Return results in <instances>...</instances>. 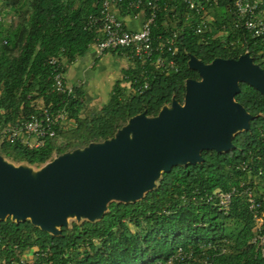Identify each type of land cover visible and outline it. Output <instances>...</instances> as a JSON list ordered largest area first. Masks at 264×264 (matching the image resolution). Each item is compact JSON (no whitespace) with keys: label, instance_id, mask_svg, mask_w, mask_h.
I'll return each instance as SVG.
<instances>
[{"label":"trees","instance_id":"obj_1","mask_svg":"<svg viewBox=\"0 0 264 264\" xmlns=\"http://www.w3.org/2000/svg\"><path fill=\"white\" fill-rule=\"evenodd\" d=\"M5 3L20 20L5 26L0 12V127L37 113L41 106L66 110L71 122L68 128L59 126L56 135L37 148L0 141V154L15 163L41 167L67 152L115 137L138 114L156 117L173 100L184 103L187 80H201L189 66L191 55L211 63L249 52L264 69V44L236 26L228 1L218 0L214 20L202 33L196 31V12L179 5L173 11L162 9L152 28L154 46L162 47L163 53L156 51L143 62L126 49L104 52L127 56L130 64L121 69L106 100L92 106L81 87L75 88L76 98L53 90L54 66L49 60L59 57L66 73L89 52L96 34L86 22L99 13V0ZM130 12L127 5L121 6V17ZM161 55L174 59L175 66L156 68ZM140 87L142 92L137 91ZM240 87L235 99L254 119L249 130L234 136L233 150H203L202 163L174 166L140 200L112 201L100 220L73 221L60 235L31 220H0V264H158L181 247L200 253L209 243L220 252L208 264H264L252 242L254 218L245 197L235 195L228 212L209 201L217 189L226 191L243 181L264 194V175L255 177L258 163L253 159L264 150V94L246 82ZM30 254L31 262L26 258Z\"/></svg>","mask_w":264,"mask_h":264},{"label":"water","instance_id":"obj_2","mask_svg":"<svg viewBox=\"0 0 264 264\" xmlns=\"http://www.w3.org/2000/svg\"><path fill=\"white\" fill-rule=\"evenodd\" d=\"M189 66L201 80H187L184 103L173 100L156 117L138 114L115 137L56 157L36 175L0 154V220H31L60 235L68 212L100 220L110 198L138 201L174 166L202 163L203 150H233L254 119L235 96L241 82L264 94V69L249 52L211 63L191 55Z\"/></svg>","mask_w":264,"mask_h":264},{"label":"built area","instance_id":"obj_3","mask_svg":"<svg viewBox=\"0 0 264 264\" xmlns=\"http://www.w3.org/2000/svg\"><path fill=\"white\" fill-rule=\"evenodd\" d=\"M226 1L231 4L236 26L245 29L252 37L259 39L264 44V0ZM99 3V13L90 15L86 22V28L96 34L94 45L98 52L126 49L131 52L132 57L145 62L151 59L156 51L163 53L162 47L154 46L152 36V28L162 9L167 11L172 9L173 11L179 5H184L189 12H196V31L202 33L214 20L211 12L218 0H99ZM123 4L131 10L127 16L133 19L143 16L139 29L128 27L126 16H120ZM49 63L54 66L53 90L76 98L75 88L79 86L68 82L60 58H51ZM155 66L158 69H169L175 66V61L161 55L156 60ZM147 86L148 83L144 88ZM137 91L142 92L143 87L138 88ZM67 122L68 112L66 110L41 106L37 113L21 116L16 121L0 127V141L18 142L29 148H37L44 144L46 138L54 137L57 128L65 126ZM253 159L258 163L255 177L263 176L264 150H260ZM244 166V168L247 167ZM249 171H252L251 167ZM237 194L245 197L248 208L252 212L255 231L252 242L259 247L264 257V194H258L252 184L243 181L239 186H233L226 191L217 189L209 196V201L215 203L220 210L228 212L231 209L233 198ZM209 249L214 253H207L206 250ZM219 252L220 248L211 243L203 246L200 253L193 248L181 247L167 262L158 264H208ZM222 252H225V249Z\"/></svg>","mask_w":264,"mask_h":264},{"label":"crops","instance_id":"obj_4","mask_svg":"<svg viewBox=\"0 0 264 264\" xmlns=\"http://www.w3.org/2000/svg\"><path fill=\"white\" fill-rule=\"evenodd\" d=\"M125 19L128 27L132 29H139L143 16L141 15L138 19L126 16ZM108 56H112L114 58V62H112L109 66L100 64V61ZM122 58L127 59L126 65L115 62V59ZM129 64L130 61L127 56H115L111 53H99L96 46L93 44L85 56L79 57L69 65L66 72V78L68 82L75 84L84 90L86 100L93 106L94 103L92 101H96L97 103L98 101L103 100L95 94L97 92H102L101 90L104 86L111 91L121 69L123 67H127Z\"/></svg>","mask_w":264,"mask_h":264},{"label":"rangeland","instance_id":"obj_5","mask_svg":"<svg viewBox=\"0 0 264 264\" xmlns=\"http://www.w3.org/2000/svg\"><path fill=\"white\" fill-rule=\"evenodd\" d=\"M1 11L4 12L5 21H4L3 24H4L5 26H8L9 24H12V23L17 24V23L19 22L20 18L18 17V15H17L16 13H14V11H11L10 8L6 7L5 0H0V12H1ZM1 14H2V13H1ZM12 15L15 16V17L12 18ZM211 16L214 18L213 11L211 12ZM0 19H2V18H1V15H0ZM112 62H114V58H113L112 56H108V57L103 58V59L100 61V64H102V65H104V66H109ZM115 62H117V63H122L123 65H126V63H127V59H126V58L115 59ZM120 72H121V71H120ZM119 77H120V74H119L118 78H119ZM91 83H92V82H91ZM101 91H102V92H100V93L97 92L98 95H97V93H96L95 95H96L97 97L99 96V97L102 98L103 100H100V101H98L97 103H96V101H92V102L94 103L93 106H99L102 102H104V101L106 100V98L108 97V95H109V93H110V90H109L107 87H105V86L102 87V90H101ZM37 104H39V105L41 106V105H42L41 100H39V101L37 102ZM169 107H171V106H169ZM70 123H71V122H70ZM70 123H69V121H68V122L65 124V127L68 128V127L70 126ZM4 161H6L9 165L14 166V167L24 166V168L31 170V172H32L33 175H36V174H37V171H39L40 169L44 168L48 163H50V162H48V163L42 165L41 167H37V166L29 165V164H26V163H15V162H13V161L7 159V158H4ZM156 183H157V181H156ZM144 193H145V192H144ZM113 200H115V199H114V198H110V199L108 200V202H107V205H109V203H110L111 201H113ZM99 218H100V217H96V218H94L93 220H97V219H99ZM86 219H89V218L86 217L85 215H82V216H79V217H78L76 214H71V215L68 217V219H67V224H66V225L70 226L71 223H72L73 221L81 222V221L86 220ZM66 225H65V226H66ZM26 258L29 260V262H31V261H32V254L28 255Z\"/></svg>","mask_w":264,"mask_h":264},{"label":"bare ground","instance_id":"obj_6","mask_svg":"<svg viewBox=\"0 0 264 264\" xmlns=\"http://www.w3.org/2000/svg\"><path fill=\"white\" fill-rule=\"evenodd\" d=\"M240 127H241L240 125H237V126L235 127V130H237V129L240 128ZM74 214H75V213H74ZM70 215H71V213H69V212L66 213L65 218L68 219V217H69ZM58 227H59V222H56V223H55V228L58 229ZM52 229H53V228H52Z\"/></svg>","mask_w":264,"mask_h":264}]
</instances>
